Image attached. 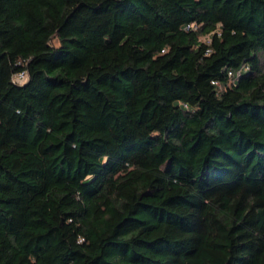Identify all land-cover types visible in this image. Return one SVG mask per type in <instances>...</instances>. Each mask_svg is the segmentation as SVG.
Returning a JSON list of instances; mask_svg holds the SVG:
<instances>
[{"label": "trees", "instance_id": "16d2710c", "mask_svg": "<svg viewBox=\"0 0 264 264\" xmlns=\"http://www.w3.org/2000/svg\"><path fill=\"white\" fill-rule=\"evenodd\" d=\"M0 264H264V0H0Z\"/></svg>", "mask_w": 264, "mask_h": 264}, {"label": "built area", "instance_id": "2783aa9c", "mask_svg": "<svg viewBox=\"0 0 264 264\" xmlns=\"http://www.w3.org/2000/svg\"><path fill=\"white\" fill-rule=\"evenodd\" d=\"M190 26V24L188 25V27ZM192 26H195L194 24ZM230 75H233L232 71H229ZM27 71H20L14 74L13 79L17 82H24L27 79ZM214 83H217L216 81H214Z\"/></svg>", "mask_w": 264, "mask_h": 264}, {"label": "rangeland", "instance_id": "374dc122", "mask_svg": "<svg viewBox=\"0 0 264 264\" xmlns=\"http://www.w3.org/2000/svg\"><path fill=\"white\" fill-rule=\"evenodd\" d=\"M207 38H208L207 36H203L202 37L203 40H207Z\"/></svg>", "mask_w": 264, "mask_h": 264}]
</instances>
